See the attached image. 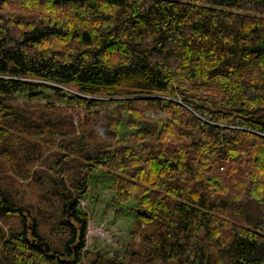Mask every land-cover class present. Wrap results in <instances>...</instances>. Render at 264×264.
<instances>
[{
  "label": "trees",
  "instance_id": "1",
  "mask_svg": "<svg viewBox=\"0 0 264 264\" xmlns=\"http://www.w3.org/2000/svg\"><path fill=\"white\" fill-rule=\"evenodd\" d=\"M56 84L91 95L70 94L84 109L97 96L116 104L76 134L59 108L28 106L62 97ZM160 110L170 117L145 114ZM263 115L264 0H0V160L19 175L41 162L33 185L50 192L44 226L42 211L26 225L0 177V219L21 224L0 229V264L82 263L88 217L77 207L95 167L114 173L116 204L137 202L131 263L264 264ZM44 129L66 135L45 156L38 138L55 137ZM42 228L67 239L54 246Z\"/></svg>",
  "mask_w": 264,
  "mask_h": 264
},
{
  "label": "rangeland",
  "instance_id": "2",
  "mask_svg": "<svg viewBox=\"0 0 264 264\" xmlns=\"http://www.w3.org/2000/svg\"><path fill=\"white\" fill-rule=\"evenodd\" d=\"M29 79V78H28ZM40 81V80H37ZM50 84L46 81H41ZM61 87V96L55 97L51 96L48 98H37L28 101V106H31V111H35L36 107H33L35 104L47 105V107H57L60 110L58 112L63 111L64 113L69 114L71 116V122L73 123V130L75 129V133L77 134L80 131V124L84 120H93V118L104 117V115L108 114L112 108L116 104L115 100L111 101L109 97L105 96H97L98 98L103 99L101 103H97L95 107L90 109H84V107L76 106L77 104L73 102L69 96L70 94L80 95L83 97L90 98L91 95L82 94L80 90L74 85H61L56 84ZM190 83L186 82L183 84H174L175 89L180 88V90L190 88ZM192 89L189 93H191ZM160 97L169 99L171 96L168 93H160ZM178 97V96H177ZM179 98H176L178 100ZM20 105L21 103L26 102L22 101V98H18ZM22 101V102H21ZM25 105V103H23ZM64 109V110H63ZM58 114V113H57ZM146 116L151 117L155 120H165V118H169L170 112L167 111H146ZM58 118H48L47 121L57 120L56 125H61V121L63 116L57 115ZM128 116L127 112L124 113L123 117ZM104 119V118H102ZM35 118L33 119V121ZM45 121V120H44ZM41 123H34L38 125H43ZM35 122V121H34ZM119 137H129L134 133V130L128 128L125 120L120 125L118 129ZM64 129L60 128L58 133H64ZM44 133H50L51 136H54V144H50V140L47 138H38V141L41 142L42 146L46 147L44 156L48 152L57 151V146H55L60 140L59 137L66 135H55L54 133L47 132L44 129ZM13 134L17 136V138L21 139H30L29 134L20 133L19 130H14ZM13 135V136H14ZM12 164L0 160V177L5 184L3 186L10 196H14V200L24 209L25 222L26 225H29L31 222V216L37 215L39 211H42L41 214L36 217L39 221V224H43L42 221L48 216L45 212V207H43L42 198L48 192H45L37 185L34 184V174L36 170H47L43 164L39 161H35L32 165L27 164V170L21 172V176L19 174L14 173V171L10 168ZM25 166L22 163V167ZM91 175L89 177V189L88 192L83 195L84 197L79 201L77 209L80 211L86 212L88 217L87 223V233L85 238L84 254L81 264H130L131 258L129 257L131 253L136 252L141 249V244H139L138 235L140 233V228L135 223L136 212L134 210V205H136V201H128L122 204H116L113 200V190H112V180H114V173L103 169L101 167H95L92 169ZM219 170H222L220 167ZM45 171V172H46ZM19 172V171H17ZM48 174V172H46ZM61 179V178H60ZM59 180V179H58ZM66 181L63 182L64 186L61 188V191H67ZM54 189V187H53ZM57 189V188H56ZM60 189V188H59ZM52 197H56L53 193ZM50 204H45L47 207ZM19 217L9 216L6 219H0V229L4 232L9 229H20L21 224ZM76 225V222L74 223ZM44 226V224H43ZM45 240L52 243L54 246H61L63 244V240L67 239V236L62 234L61 232H57L54 228H49V232L47 233L46 228H42ZM134 231V234L132 233ZM59 238L62 240L60 241ZM76 245V242H74ZM133 264V263H131Z\"/></svg>",
  "mask_w": 264,
  "mask_h": 264
},
{
  "label": "water",
  "instance_id": "3",
  "mask_svg": "<svg viewBox=\"0 0 264 264\" xmlns=\"http://www.w3.org/2000/svg\"><path fill=\"white\" fill-rule=\"evenodd\" d=\"M261 118H263L264 119V115L263 116H261ZM259 119V118H258ZM64 186V184H63V181L62 180H59V182L58 183H56V185L54 186V188H62ZM63 195H65V193H63ZM62 195V196H63Z\"/></svg>",
  "mask_w": 264,
  "mask_h": 264
}]
</instances>
